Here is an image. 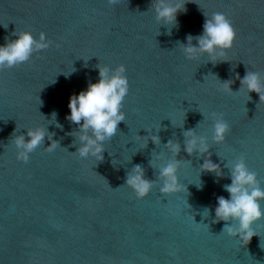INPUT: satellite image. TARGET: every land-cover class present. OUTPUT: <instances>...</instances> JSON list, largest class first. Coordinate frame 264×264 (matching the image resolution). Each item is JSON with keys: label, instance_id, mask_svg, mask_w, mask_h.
<instances>
[{"label": "water", "instance_id": "95a60500", "mask_svg": "<svg viewBox=\"0 0 264 264\" xmlns=\"http://www.w3.org/2000/svg\"><path fill=\"white\" fill-rule=\"evenodd\" d=\"M153 3L0 0V44L21 30L37 39L43 31L51 41L28 61L0 69V264H264V219L253 222L256 235L246 245L221 232L224 221L212 223L216 197L229 196L223 187L231 183L228 161L243 157L264 187V100L239 91L237 78L249 70L264 77V0H187L170 35L150 11ZM214 12L224 13L236 32L227 60L186 59L178 42L201 34L204 13ZM99 63L113 76L126 69L131 88L123 112L128 122L101 165L73 153L68 133L77 126L65 118L70 95L99 79ZM71 66L75 71L66 77ZM209 73L232 80L234 93L223 92ZM53 111L62 129L48 124ZM212 112L229 124L222 144L212 142ZM171 121L184 122L183 128ZM16 126V134L47 127L59 146L46 151L45 137L27 161L17 159ZM159 126L161 144L149 139L143 147L137 135H149L146 129L157 134ZM188 129L208 137L222 177L200 172L203 158L183 150ZM169 139L181 144L177 176L186 187L162 194L150 160L155 153L164 157L157 163L172 158L163 146ZM135 164L155 180L142 199L125 184ZM198 178L202 188L194 183ZM205 206L211 209L206 218Z\"/></svg>", "mask_w": 264, "mask_h": 264}, {"label": "clouds", "instance_id": "9594fccd", "mask_svg": "<svg viewBox=\"0 0 264 264\" xmlns=\"http://www.w3.org/2000/svg\"><path fill=\"white\" fill-rule=\"evenodd\" d=\"M107 2L116 4L120 3V0H107ZM186 2L187 0H154L150 11L154 13L155 20L159 25L167 27V34L170 35L171 29L178 26L177 14L186 11ZM204 16L202 33L196 36L188 34L186 36L187 43L178 42V46L188 60H197L206 54L208 61L213 64L217 61H226L227 59H224L226 52L232 48L236 38L235 29L222 12H214L211 15L204 13ZM13 35H15V39L9 40L5 37L6 42L0 44V69L11 68L28 61L34 52L48 48L51 43L43 31L39 33L38 39L32 32L24 30L15 31ZM193 40L196 41L195 45L192 43ZM96 67L99 70V79L96 82H89L87 88L78 94L70 95L68 102L70 111L65 118L77 126L76 129L68 133L74 137L73 145L76 146V151L73 153L85 162L94 161L97 165H101L105 163L106 147L113 143L120 134L121 126L128 122L123 112L130 97L131 88L126 69L121 68L113 76L106 65L99 63ZM73 71L75 69L71 66V70L63 72V74L67 77ZM210 74L217 78L215 74L209 73L208 75ZM237 78L240 79L239 91L246 90L247 94L256 92L259 95V100H264V77L259 72L249 70L242 78L237 74ZM220 82L223 92L234 93L231 88L232 80ZM56 115L55 111L51 113V119L47 120L48 124L54 123L57 128L62 129L63 125L56 120ZM210 118L214 121L212 142L222 144L229 131V124L222 118V114L216 112L210 113ZM171 123L181 128L184 124L183 122L177 125L173 121ZM159 129L160 126L156 129L157 134H152V129H146L149 135L143 137L137 135V139L143 140V147L147 146L149 139L153 144L159 146L161 144L158 135ZM17 132L19 131L16 126L11 141L17 150V159L27 161L29 153L43 144L45 137L50 141L48 146L44 147L46 151L51 152L59 146V141L53 139L55 134L49 132L47 127L27 128L26 133L16 134ZM25 135L29 139L26 140ZM183 136V150L189 156L196 154L203 158L199 167L200 172H210L214 173L216 177H222L224 173L220 164L211 159L212 152L209 151L211 147L208 137L198 135L194 129L185 130ZM163 146L172 154V158L166 163H157L164 157L161 153H155V159L150 160L152 167L158 169L156 178L161 182L159 190L162 194L180 192L182 187H186L181 185L177 176L182 160L177 159V155L181 151V144L179 141L169 139ZM185 161L189 162L190 160ZM227 167L230 170L231 183L225 184L223 187L229 196L227 198L223 195L216 197L215 215L212 223L224 221L221 232L238 239L241 245H246L256 235L251 227L253 222L264 219V208L261 205V202H264V187H261L257 173L249 170L243 157L235 161H228ZM154 183L155 180L145 177V170L140 164H135L126 174L125 184L133 189L137 198L140 199L150 193ZM194 183L197 188L203 187L199 178L198 182ZM210 212L211 209L205 206L201 216L206 218ZM205 225L208 227L207 224ZM260 246L264 248V246Z\"/></svg>", "mask_w": 264, "mask_h": 264}]
</instances>
